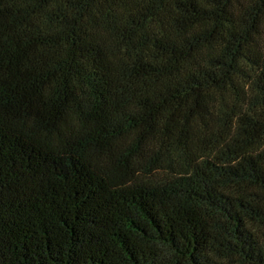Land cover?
Wrapping results in <instances>:
<instances>
[{"label":"trees","instance_id":"trees-1","mask_svg":"<svg viewBox=\"0 0 264 264\" xmlns=\"http://www.w3.org/2000/svg\"><path fill=\"white\" fill-rule=\"evenodd\" d=\"M0 264H264V0H0Z\"/></svg>","mask_w":264,"mask_h":264}]
</instances>
